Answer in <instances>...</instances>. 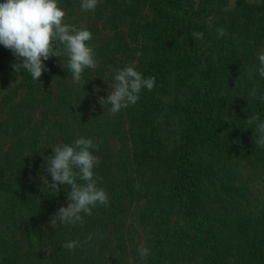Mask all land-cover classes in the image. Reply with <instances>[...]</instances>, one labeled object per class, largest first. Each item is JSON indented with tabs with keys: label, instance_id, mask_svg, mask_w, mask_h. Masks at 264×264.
Masks as SVG:
<instances>
[{
	"label": "trees",
	"instance_id": "16d2710c",
	"mask_svg": "<svg viewBox=\"0 0 264 264\" xmlns=\"http://www.w3.org/2000/svg\"><path fill=\"white\" fill-rule=\"evenodd\" d=\"M143 1L107 0L103 4L99 0L95 10L89 12L112 26L114 36L109 41L99 42L98 35L93 33L88 44L102 66L121 63V67L130 58H137L133 66L144 78L155 77L154 89H142L138 102L121 110L117 123L109 124L95 113L90 114L96 99L91 98L90 92L64 99L66 112L86 134H91L93 127L102 121L99 135L108 131L123 141L119 162L130 189L132 170L145 179L144 187L135 193L137 197L146 198L152 207L148 215L150 221L147 220V234L151 238L147 248L151 254L145 264H264V213L262 219L251 218L246 203L233 198L230 187L226 199L218 201L222 197L212 195L214 184L208 186L205 179L213 182L219 174L211 163L201 158L204 149L226 153L234 141L248 152H256L258 148L255 127L264 122V95L256 93L253 97L251 92H246L238 96L236 106L223 115H216V110L225 93L226 75L240 52L231 36L254 43L261 41L264 37V23L261 24L264 0L259 6L250 0H186L189 9L184 13L174 11V5L181 0H150L154 11L142 32L145 40L140 43L137 39L132 45L119 30L122 31L124 26L123 16H130L132 20L137 18ZM259 11H263L261 17ZM205 24L216 30L223 29L231 36L211 37L209 47L215 55L214 60L200 67L198 78L189 82L183 68L187 62L185 58L179 59L180 41L184 33L202 30L201 25ZM11 53L0 45V84L13 70ZM138 53L141 57H137ZM52 67L58 66L52 64ZM172 91L177 92L178 102H181L179 94L185 95L179 105L185 127L169 148L161 112L164 97ZM254 115H258L259 120L249 125L247 119ZM128 123L130 127H127ZM64 126L73 128V123L66 119ZM263 158L259 157V160L264 167ZM116 185L115 182V188L108 185L104 188L109 207L99 206L100 213L94 208L95 217L94 213L91 216L83 214L84 225L79 234L84 245L91 242L85 243L92 235L94 220L107 226L117 224L124 207L122 193ZM1 193L2 188L0 197ZM228 196L231 199L228 200ZM177 212L183 221L180 227L176 225L174 214ZM0 233L16 243L14 234ZM248 246L251 250L246 256L244 251ZM232 256L234 259L228 260Z\"/></svg>",
	"mask_w": 264,
	"mask_h": 264
},
{
	"label": "rangeland",
	"instance_id": "374dc122",
	"mask_svg": "<svg viewBox=\"0 0 264 264\" xmlns=\"http://www.w3.org/2000/svg\"><path fill=\"white\" fill-rule=\"evenodd\" d=\"M100 1L103 4L107 2ZM250 1L258 6L262 5V0ZM80 3L81 0H59L58 6L67 14L66 22L78 29L96 33L99 42L111 40L114 36L113 27L104 24L97 15L82 10ZM174 6V11L178 13L189 9L186 0H181ZM140 9L134 20L130 16H123L124 26L122 31L119 30L132 45L136 44L134 41L137 39L140 43L145 40L142 32L153 15L154 6L150 0H144ZM263 11L258 12L259 17ZM201 27L202 30L195 32L204 34L202 40H195L192 36L194 32H186L180 41L182 52L179 59L185 58L187 62L183 68L186 71L185 79L189 82L195 81L200 67L208 65L215 56L209 47L210 39L219 34L208 24ZM224 36L231 35L225 33ZM231 37L236 41L240 52L226 75L225 93L216 110V115L219 116L233 105L236 106L238 96L251 92L252 89L257 94L264 95V78L258 73V55L264 51V37L256 43L235 35ZM10 59L12 64L19 63L13 53ZM60 59L66 63L67 57L61 56ZM60 59L51 57L44 61L48 70L42 74L40 81L33 80L23 70L15 72L13 69L6 81L0 84V188L3 191L0 197V231L8 236L9 233L14 234L16 241L14 244L0 233V264H145L144 261L141 263L137 248L141 245L147 247V241L151 239L147 234V220L150 221L148 215L152 207L146 198L135 194L144 187L145 179L132 170L130 189L119 162L123 141L108 131L99 135L102 121L93 127L91 134H86L64 107V99H74L77 95L90 92L91 98L96 97L90 114L95 113L109 124L117 123L121 111L116 115L107 112V108L99 104V97L107 98L111 91L110 84L114 83L113 74L129 65L133 66L137 58H130L121 67V63L115 66L97 63V68L85 69L82 74L83 84L80 85L73 84L71 74ZM52 64H56L58 69L53 68ZM97 88L100 89L99 92ZM179 96L181 102H178L176 91L166 95L161 112L169 148L173 147L177 134L185 127V117L179 110L185 95L181 93ZM66 119L73 123V128H65ZM129 123L127 127H130ZM79 137L90 138L98 146V150H90L100 161L94 169L98 187L104 189L108 185L115 188L113 184L116 182V189L122 193L124 207L117 224L107 226L94 220L91 226L94 238L88 245L80 241L82 235L79 233L82 232L84 223L74 226L58 223L55 228L51 226L50 218L57 209L67 207L70 203L67 199L70 188L61 185L59 193L47 189L43 191L41 180L42 175H48L46 167L42 168L41 165L45 164V157L53 154L51 147L72 144ZM259 157H264V148L258 147L256 152H248V149L240 148L238 141L232 142L226 153L204 149L201 156L219 174L213 182L205 179L208 186L214 184L211 186L212 195H220L222 198L218 201L224 200L230 187L233 190L232 197L246 203L247 212L253 219H262L264 213V167ZM48 179L51 180L50 175ZM229 199L231 196H228ZM95 211L100 213L99 206ZM95 211L93 209V213ZM174 215L176 225L180 227L183 224L180 219L182 217L178 216V212ZM69 241H79L80 246L68 251L63 245ZM250 250L251 246L246 247L244 254L249 256ZM233 259L232 256L228 260Z\"/></svg>",
	"mask_w": 264,
	"mask_h": 264
},
{
	"label": "clouds",
	"instance_id": "9594fccd",
	"mask_svg": "<svg viewBox=\"0 0 264 264\" xmlns=\"http://www.w3.org/2000/svg\"><path fill=\"white\" fill-rule=\"evenodd\" d=\"M99 0H81L80 7L84 11H93ZM59 0H3L0 3V45L10 50L19 63L12 64L15 72L25 71L31 78L40 81L42 74L48 70L44 61L51 57L66 56L63 66L71 74L73 84H83L82 74L85 69H95L98 64L95 53L88 42L92 33L87 29H78L66 22V11L58 6ZM211 26V25H209ZM220 36L224 30L217 29ZM202 32H194L195 40L203 39ZM137 55H140L139 53ZM258 73L264 78V51L258 55ZM53 83V82H52ZM155 77L144 78L134 66L117 70L114 83L110 84L107 98L99 97V104L107 108V112L118 114L122 109L135 105L140 99L142 89L149 91L155 87ZM100 89L97 88V92ZM256 96V90L250 93ZM264 98V97H262ZM258 115L247 119L249 125L256 124ZM255 133L258 138L255 144L264 148V122L256 124ZM53 154L45 157L48 175H42L43 191L59 193L61 185L70 187L67 207L61 206L50 218L53 228L57 224L83 225L84 215L91 216L98 206L109 207L107 192L98 187L94 171L99 164V157L91 149L98 146L90 138L79 137L72 144H57L52 147ZM82 181L83 183H78ZM93 239L87 237L85 243ZM80 246L79 241L64 243L63 248L72 251ZM141 261L151 254L150 249L141 245L137 248Z\"/></svg>",
	"mask_w": 264,
	"mask_h": 264
}]
</instances>
